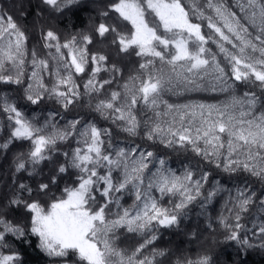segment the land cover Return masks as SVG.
<instances>
[{
    "label": "snow or ice",
    "instance_id": "1",
    "mask_svg": "<svg viewBox=\"0 0 264 264\" xmlns=\"http://www.w3.org/2000/svg\"><path fill=\"white\" fill-rule=\"evenodd\" d=\"M74 2L44 0L45 4L57 9L65 3ZM110 7L131 26L130 32H118L115 27L105 23H100L96 31L100 36L110 31L116 33L113 43L118 40L120 51L127 53L133 49L137 56L144 58L139 65L143 78L137 76L132 78L131 86L125 84L126 96L119 106L116 102L121 100V93L114 91L109 99L99 101L97 110L102 113L111 110L114 121H123L124 131L134 135L139 121L133 109L139 100L153 110L164 103L165 111L155 113L156 119L146 133L149 140L159 137L169 146L190 144L197 154L215 160L217 167H221L223 157L222 166L226 172L243 169L251 175L264 177V111L257 112L259 97L255 92H246L240 97L232 95L221 105L199 103L176 106L161 100V93L165 90L179 85L187 90L198 89L202 85L197 81L207 77H211L212 91L227 92L233 87L228 83L229 73L221 66L217 53L206 47L209 42L214 43L219 54L223 55L235 81L258 83L264 89V0H237L242 16L232 11L224 0H206L203 6L199 0H189L187 5L182 0H116ZM205 9L212 14H207ZM103 15L107 16L108 13ZM193 17L207 21V27L211 30L209 35L202 32L201 23L193 22ZM44 39L46 48L55 49L50 54L56 64L50 73L55 77V83L51 88L45 85L43 74L49 72V59L38 58L33 52L27 100L37 104L47 92L56 96L66 108L79 96L73 72H85L89 62L86 45L92 42L91 37L73 36L61 44L57 35L49 30ZM26 40L24 31L12 16L0 13V82H22ZM62 49L68 50L69 59L65 58ZM106 59L101 54L91 56L94 67L85 84L88 91H99L104 84L110 83L108 80H96L97 75L106 70ZM157 61L159 67H156ZM6 65H10V68L6 69ZM6 70L15 74H5ZM113 70H116L115 66ZM0 101L3 111L14 121L11 136L32 141L29 157L33 164L46 159V150L58 140H65L71 135L70 132L56 130L55 126L52 133L42 134L43 129L27 119L6 96ZM161 117L170 119L162 120ZM79 123L78 120L72 121L70 127L75 130ZM78 134L82 138L83 148L77 147L70 161L71 167L81 173L78 185L66 188L64 196L54 200L47 211L37 202L25 205L32 213L30 231L39 237L40 249L55 257L74 254L78 257V264H154L155 256L163 255V252L153 250L149 255H142V250L156 240L154 234L128 254L115 245L116 231L126 228L129 232L148 233L154 222L163 226L177 224L182 210L201 194V180L193 181L192 171L177 176L164 168L165 161L161 159L160 168L147 177L145 183V171L149 168L153 152L140 151L137 156L136 148L126 150L118 147L114 151H106L103 137L109 135L108 130H101L94 124L86 125ZM7 146V143L2 145ZM24 167L23 163L18 165V169ZM101 168L106 169L104 174L98 172ZM114 169L122 173L121 179L115 182ZM65 170L63 165L59 169L60 172ZM207 178L208 174L205 173L201 179L206 181ZM40 187L47 189L48 185L42 184ZM154 187L162 195L179 194L180 202L171 209L161 206L151 194ZM128 189L134 191L133 205L122 208L114 219H109L106 209L112 204L119 207L117 194ZM97 191L105 203L94 209ZM245 191L246 188L236 198L235 224L225 223V227L231 230L228 237L231 240L237 239L238 230L242 228L241 213L248 210L255 195L245 196ZM214 194V191L209 192L208 198ZM260 210L264 211V201H261ZM0 228V242L5 240L7 233L25 236L24 228L2 217ZM259 233L264 236V224L259 227ZM243 242L248 243L247 240ZM18 260L16 253L0 252V264H16ZM180 264H209V258L205 256Z\"/></svg>",
    "mask_w": 264,
    "mask_h": 264
},
{
    "label": "trees",
    "instance_id": "2",
    "mask_svg": "<svg viewBox=\"0 0 264 264\" xmlns=\"http://www.w3.org/2000/svg\"><path fill=\"white\" fill-rule=\"evenodd\" d=\"M23 1L24 9L16 7L15 0H0V13L12 16L27 37L22 82L20 84L0 82V98L6 96L27 119L36 127L43 129L42 134L52 133L55 126L56 130L70 132L71 135L65 140H58L55 145L46 150V159L33 164L29 157L33 148L32 141L11 136L14 121L10 120L9 114L3 111L2 101H0V217L25 230L24 237L7 233L5 240L0 242V252L18 254L19 260L16 264H78V257L74 254L70 253L67 257H55L47 255L40 249L39 237L30 231L32 213L25 205L37 202L47 211L54 200L64 196L66 188L78 185L81 173L78 169L71 167V156L77 147L83 148L82 138L78 133L86 125L94 124L101 130H108L109 135L103 137L106 151H114L119 147L126 150L136 148L137 151L153 152L154 155L150 158L145 175L157 160L163 159L177 176H183L186 171H192L193 181L201 180L202 184L201 194L182 210L177 224L163 226L154 222L148 233L129 232L126 228L118 229L114 243L119 249L131 254L154 234L156 240L142 250V255H149L153 250L164 253L155 256L154 264H180L183 261L197 260L205 256L209 258V264H264V236L259 233V227L264 224V211L260 210L261 201H264V177L251 175L243 169L226 172L222 166L223 157H221V167H217L215 160L206 159L203 155L197 154L190 144L169 146L159 137L149 140L146 133L152 121L156 119L155 113L165 108L164 103H160L159 107L153 110L139 100L133 109L139 121V127L134 135L124 131L123 121H114L111 110L104 113L97 110L96 105L99 101L109 99L114 91L121 93V100L116 102L119 106L126 96L125 84L131 86L132 78L137 76L143 78V70L139 68V65L144 62V58L137 56L133 49H129L127 53L120 51L118 40L113 43L116 33L110 31L105 36H100L96 31L100 23H105L115 27L118 32H130L131 26L120 19L110 7L116 0H75L72 4H63L59 9L45 4L44 0ZM182 2L187 5L189 0H182ZM199 3L203 6L206 0H199ZM224 3L237 15H243L237 7V0H224ZM205 11L209 15L212 14L208 9ZM105 12L108 13L107 16L103 15ZM36 14H40V20ZM193 22L202 24V32L206 36L210 34L211 30L207 27V21H200L193 17ZM49 30L57 35L61 44L73 36L82 35H88L92 41L86 45L89 62L85 72L80 74L73 72L79 96L66 108L56 96L47 92L37 104L27 100L29 93L26 89L31 83L29 77L33 70L31 64L33 52L38 58L49 59V72L43 74L45 85L51 88L55 83V77L50 74L56 67L55 61L50 58V54L54 53L55 49L44 46L46 43L44 37ZM250 31H252L251 28ZM206 47L213 53H217L221 66L229 73L228 83L233 87L227 92L212 91L211 81L208 89L178 92L172 88L161 93V100L176 106L199 103L219 105L226 102L232 95L240 97L246 92H255L259 97L257 112L264 111V89L258 83L235 81L230 75V67L223 55L219 54L217 46L209 42ZM62 51L65 58L69 59L68 50L62 49ZM94 54L107 57L104 62L106 70L101 71L96 80L99 82L108 80L110 83L104 84L99 91L90 92L85 88V84L94 67L91 61V56ZM113 66L116 70H113ZM159 66L157 61L156 67ZM9 68L10 65H6V69ZM5 74L14 75L15 73L6 70ZM61 90L66 89L61 88ZM76 120L80 123L73 130L70 122ZM5 143L8 144L6 148L2 147ZM200 146L203 147V144L201 143ZM20 163H23L25 167L18 169ZM62 165L66 169L64 172L59 171ZM98 172L104 174L106 169H98ZM205 173L208 174L206 181L201 179ZM121 176V170H113L114 182L120 180ZM42 184L48 185V188L41 189ZM21 185L24 187L22 188ZM100 187L102 188L103 185L101 184ZM245 188L247 189L244 192L245 196L252 193L255 195L252 196V203L248 210L241 213L242 228L238 230L237 239L231 240L228 239L231 230L225 227V223L235 224L236 198ZM213 191L215 194L208 198V193ZM153 194L161 206L169 209L181 200L179 194L162 195L156 190ZM95 195L94 209H97L99 205L105 203V199L98 191ZM117 195L120 205L118 207L112 204L106 209L109 219L114 218L122 208H130L135 201L132 189ZM14 200L19 203H12ZM197 229L202 232L201 235L207 237L202 240L194 238ZM184 234H189V238ZM244 240L248 243L245 244Z\"/></svg>",
    "mask_w": 264,
    "mask_h": 264
},
{
    "label": "rangeland",
    "instance_id": "3",
    "mask_svg": "<svg viewBox=\"0 0 264 264\" xmlns=\"http://www.w3.org/2000/svg\"><path fill=\"white\" fill-rule=\"evenodd\" d=\"M15 5L16 7H22L24 9V1L23 0H15ZM37 17H38V20H40L41 16L40 14H36ZM198 83H200L202 85V87L198 88V89H194V90H201V89H208L209 86H210V83H211V77H207V78H204V79H199L197 81ZM176 91L178 92H181V91H193V90H187L184 88L183 85H179V86H174L173 87ZM225 103V102H224ZM223 104V103H222ZM221 105V104H219ZM165 111V108L164 109H160L158 110V112H164ZM162 120H169L170 117H161ZM139 152L140 151H137V156L139 155ZM160 168V164H159V160L156 161V164L150 169V171L145 175L146 177V180H145V183H147V177H149L152 173H155L157 171V169ZM164 168L165 169H170L172 172H174V170L172 168H170V166L168 164H165L164 165ZM154 190H156L157 192H159L155 187L151 190V194L154 196ZM115 218V217H114ZM112 218V219H114ZM202 232H200L199 229L196 230L195 232V237L194 238H197L198 240H202L203 238H206L207 236L206 235H201ZM186 237L189 238V234H184ZM238 264V263H236Z\"/></svg>",
    "mask_w": 264,
    "mask_h": 264
}]
</instances>
